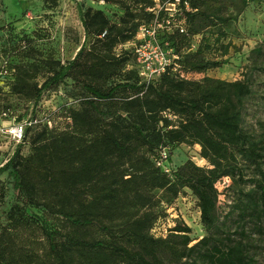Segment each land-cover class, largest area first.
I'll list each match as a JSON object with an SVG mask.
<instances>
[{"label": "trees", "instance_id": "1", "mask_svg": "<svg viewBox=\"0 0 264 264\" xmlns=\"http://www.w3.org/2000/svg\"><path fill=\"white\" fill-rule=\"evenodd\" d=\"M93 1L123 14L113 22L79 5L88 45L74 59L62 64L28 53L24 59L31 62L12 66L11 93L35 105L67 79L90 98L68 110L66 128L41 129L28 155L20 144L0 167L15 194L0 229V264H257L256 241L246 229L252 225L251 233L264 237V142L243 126L253 89L247 79L197 81L183 73L206 74L227 64L226 30L236 20L229 7L241 15L264 7V0ZM156 18L171 20L159 41L178 59L146 86L131 68L134 50L125 46ZM199 35L198 50L186 53ZM215 46L221 60L206 58ZM254 53L255 68L264 69V42ZM181 145L198 146L208 167L188 160L166 173L157 166L162 150L171 157ZM225 179L238 188V201L221 221L218 185ZM185 191L196 198L206 235L194 240L191 228L177 223L166 236H155L157 223L168 217L162 200Z\"/></svg>", "mask_w": 264, "mask_h": 264}, {"label": "rangeland", "instance_id": "2", "mask_svg": "<svg viewBox=\"0 0 264 264\" xmlns=\"http://www.w3.org/2000/svg\"><path fill=\"white\" fill-rule=\"evenodd\" d=\"M79 5L84 10L93 8L103 11L109 19L117 22L122 11L116 6L93 0H58L56 6L42 0H0V88L3 96L0 100V129L12 122L27 119L31 111H39L41 119L50 117L58 127L66 128L69 123V109L79 108L81 103L90 98L72 79L58 88H54L35 105L34 101L13 95L11 86L14 82L12 66L19 64L25 54L32 53L37 60L53 56L55 60L65 64L75 58L83 46L88 45L80 19ZM229 7V14L236 20L230 24L226 32L228 38L225 44H231L228 54L223 58L222 50L215 46L207 52L206 58L227 61L221 68L209 70L206 74L183 73L187 79L202 80L204 77L236 81L247 79L253 89V97L247 102L244 110V129L264 142V69L255 68L256 54L254 50L263 46L264 42V7L251 6L241 15ZM207 31V30H206ZM207 32H205L206 34ZM202 35L192 38L190 49L186 53L198 50ZM120 53V50L117 51ZM264 59V58H263ZM44 76L39 78L42 83ZM105 108V107H104ZM43 129L42 124L32 128L22 144V155L30 153V139ZM17 146L4 134H0V167L5 164L15 152ZM170 147H168V150ZM167 164L172 170L178 169L188 160L197 166L208 167L202 160L200 148L181 145L175 148ZM252 178V172L247 171ZM231 180L225 179L218 187L220 192L219 214L221 221L229 214L238 201V188L233 187ZM245 192L249 185L242 186ZM160 197H162L160 195ZM15 201L12 179L7 175L0 177V229L6 224V214ZM163 208L168 217L160 220L153 230L155 236H166L177 223H183L191 228V238L199 240L206 235L200 221V212L196 198L185 191L174 201L162 200ZM235 216H233L234 218ZM232 231L235 225L230 223ZM252 225L247 227L251 240L256 241L257 248L251 249L257 264H264V237L251 233Z\"/></svg>", "mask_w": 264, "mask_h": 264}, {"label": "built area", "instance_id": "3", "mask_svg": "<svg viewBox=\"0 0 264 264\" xmlns=\"http://www.w3.org/2000/svg\"><path fill=\"white\" fill-rule=\"evenodd\" d=\"M176 1L178 2L179 0ZM168 8L173 11L174 5H170ZM170 13L173 15V12ZM165 24L170 27L171 20L162 19L160 21L159 18H156L151 24L142 26L135 40L125 46L126 49L131 48L134 50L135 64L131 68L136 70L141 83L146 86L165 74L169 68L173 67L174 61L178 59L172 54V51L165 49L159 41V32L164 29ZM180 24L178 23L177 26L180 27V32L184 33L185 30ZM38 112L34 113V110H32L27 119L12 122L0 129V134H4L15 146H19L24 143L27 132L32 128L40 124H42L43 128L48 129H53L56 126V123L50 117L41 119L37 116ZM168 160H170V154L164 149L157 160V166L166 173L172 171L167 164Z\"/></svg>", "mask_w": 264, "mask_h": 264}]
</instances>
